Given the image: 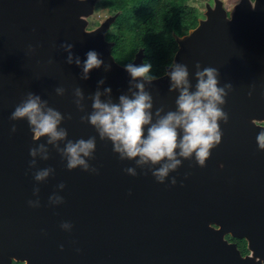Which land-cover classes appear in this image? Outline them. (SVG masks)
Listing matches in <instances>:
<instances>
[{"label":"water","instance_id":"obj_1","mask_svg":"<svg viewBox=\"0 0 264 264\" xmlns=\"http://www.w3.org/2000/svg\"><path fill=\"white\" fill-rule=\"evenodd\" d=\"M96 2L0 0V264H262L264 151L256 143L262 128L254 119L264 118V0H241L231 14L215 0L196 28L176 36L172 64L188 66L193 86L199 63L217 68L220 86L231 83L233 90L223 106L229 119L220 122L221 143L205 167L183 161L163 184L147 168L128 175L125 169L135 163L121 161L111 142L81 122L92 110L88 97L99 80H105L101 91L111 88L114 103L130 94V76L112 55L114 43L106 40L116 17L88 30ZM66 43L81 61L95 50L110 71L93 70L82 80L81 69L66 63L61 48ZM131 63H144L143 50ZM169 86L166 74L146 85L153 111L175 110L177 93ZM61 87L65 94L58 96ZM76 87L85 95L83 112L74 103ZM28 92L61 112L68 139L97 136L88 161L96 172L69 171L51 147L50 158H37L30 168L29 150L44 139L34 142L26 120L10 119ZM48 167L54 173L37 184L34 173ZM53 195L63 203L50 204ZM37 200L39 207L29 205ZM63 223L71 224V231H64ZM228 234L245 238L251 255L242 257L225 240Z\"/></svg>","mask_w":264,"mask_h":264},{"label":"clouds","instance_id":"obj_2","mask_svg":"<svg viewBox=\"0 0 264 264\" xmlns=\"http://www.w3.org/2000/svg\"><path fill=\"white\" fill-rule=\"evenodd\" d=\"M218 1L223 3L222 0ZM73 47L74 45L67 43L61 45L67 53L66 63L69 65L74 63L81 69L82 80H88L93 70L103 68L105 72L110 71L111 66L105 64L101 55L95 50H89L85 54V59L81 61L79 56L73 54ZM33 51L34 49L29 47V52ZM124 70L130 76V94L120 95L119 102L114 103L111 99V88L106 87L101 91L100 88L105 80H99L97 90L88 97L92 102V110L81 117V122L93 127L101 141L111 142L113 152L121 161L135 163V167L125 169L130 176L137 175L136 168H147L155 180L163 184L171 173L182 166L183 161L194 160L200 168L205 167L211 150L221 143L220 122L226 124L229 119L223 106L229 92L233 90V85L227 83L221 87L218 69L211 66L202 68L197 63L194 73L196 83L193 86L188 66L183 63H173L165 74L170 81L169 92L177 93L175 110L165 112L163 108H157L153 111V97L146 90V85H151L157 79L151 74V63L130 62L124 65ZM56 94L63 96L65 89L57 88ZM73 95L77 109L83 112L85 110L83 90L76 87ZM251 96L250 91L249 97ZM10 119L26 120L34 142L44 139L43 143H38L29 150L32 158L30 168L36 167L37 158L47 161L50 158L51 147L66 161L69 171L81 169L84 172H96L88 161L94 158L97 136H91L86 140L68 139L67 129L61 126L65 117L61 112L50 107L41 96L28 92L15 107ZM12 131H16L15 126ZM256 143L258 149L264 151V130L257 134ZM53 173L54 169L51 167L39 169L34 173V180L37 184L42 183ZM170 183L173 186L176 184L175 177ZM64 187V184L58 185L60 190ZM38 194L39 188H34V195L38 196ZM49 203L61 204L63 198L53 195L49 197ZM29 205L39 207V200L29 201ZM61 228L64 231H71L72 225L63 223Z\"/></svg>","mask_w":264,"mask_h":264},{"label":"trees","instance_id":"obj_3","mask_svg":"<svg viewBox=\"0 0 264 264\" xmlns=\"http://www.w3.org/2000/svg\"><path fill=\"white\" fill-rule=\"evenodd\" d=\"M102 5L116 15L112 35L116 62L130 63L143 50L144 62L151 63L156 77L172 65L178 50L176 36L196 28L203 15L190 0H103Z\"/></svg>","mask_w":264,"mask_h":264},{"label":"rangeland","instance_id":"obj_4","mask_svg":"<svg viewBox=\"0 0 264 264\" xmlns=\"http://www.w3.org/2000/svg\"><path fill=\"white\" fill-rule=\"evenodd\" d=\"M222 1H223V5L228 11V14H231L233 10L235 9V6L241 2V0H222ZM102 4H103V0L102 1L97 0L95 7H94V12L88 18V21H89L88 30H94L98 28L101 24H103L105 21H107L108 19H112L113 17H116V15L108 14V12L105 10L104 5ZM190 4L197 7L199 9V12L203 14L202 17L200 18L201 20L205 18L207 7L213 6L215 4V0H190ZM114 33H115V27H114V22H112L109 30L107 31L106 40L112 42L113 41L112 35Z\"/></svg>","mask_w":264,"mask_h":264},{"label":"flooded vegetation","instance_id":"obj_5","mask_svg":"<svg viewBox=\"0 0 264 264\" xmlns=\"http://www.w3.org/2000/svg\"><path fill=\"white\" fill-rule=\"evenodd\" d=\"M254 123L256 124V126L261 127L262 130H264V118L254 119ZM225 239L229 244H234L238 248L242 257L251 255V251L248 248V242L245 238L233 237L232 235L228 234L225 236ZM244 244H246L245 248L243 247ZM13 264H24V262L13 261ZM262 264H264V260H262Z\"/></svg>","mask_w":264,"mask_h":264}]
</instances>
